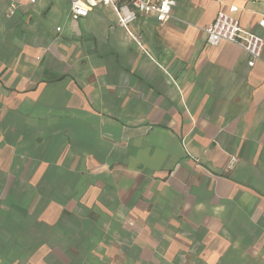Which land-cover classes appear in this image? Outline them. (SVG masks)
I'll return each mask as SVG.
<instances>
[{"label":"crops","instance_id":"crops-1","mask_svg":"<svg viewBox=\"0 0 264 264\" xmlns=\"http://www.w3.org/2000/svg\"><path fill=\"white\" fill-rule=\"evenodd\" d=\"M175 1L126 30L0 0V264H264V47L201 30L264 40V0Z\"/></svg>","mask_w":264,"mask_h":264},{"label":"built area","instance_id":"built-area-1","mask_svg":"<svg viewBox=\"0 0 264 264\" xmlns=\"http://www.w3.org/2000/svg\"><path fill=\"white\" fill-rule=\"evenodd\" d=\"M7 2V13H15L21 0H5ZM36 0H27L28 3L34 4ZM72 19H78L88 14L90 7L97 1H102L111 6L115 11L118 22L121 26L128 29L129 25L137 18V13L152 15L160 22H166L172 17V9L175 0H67ZM229 12H217L214 20L201 27L205 33L206 42L216 45L221 41H228L239 45L249 56L248 66H253L255 61L260 58L263 47V38L243 28L239 20ZM259 25L264 27V18L259 21ZM60 31V26L56 28ZM128 33L132 36L131 32ZM135 37V36H133ZM139 43L138 39H136ZM236 160L230 158V164Z\"/></svg>","mask_w":264,"mask_h":264},{"label":"rangeland","instance_id":"rangeland-1","mask_svg":"<svg viewBox=\"0 0 264 264\" xmlns=\"http://www.w3.org/2000/svg\"><path fill=\"white\" fill-rule=\"evenodd\" d=\"M46 1H53L54 3V8L52 11L47 15V18L50 19L52 25L60 24L62 18L67 14L69 10V3L67 0H46ZM54 10L57 12H54ZM52 12L55 13V19H52ZM60 20V22H59Z\"/></svg>","mask_w":264,"mask_h":264}]
</instances>
